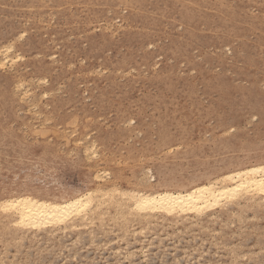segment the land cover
Listing matches in <instances>:
<instances>
[{
	"label": "rangeland",
	"instance_id": "obj_1",
	"mask_svg": "<svg viewBox=\"0 0 264 264\" xmlns=\"http://www.w3.org/2000/svg\"><path fill=\"white\" fill-rule=\"evenodd\" d=\"M254 1L0 0V48L12 44L14 58L0 70V188L53 183L78 193L103 170L120 189L143 190L145 168L162 179L181 165L189 178L215 160L264 161V3ZM183 4L203 16L192 36ZM168 75L172 96L157 84ZM186 111L196 112L190 121ZM162 125L169 140L151 156ZM189 151L198 154L179 157ZM237 214L174 233L147 226L144 260L141 234L104 221L93 236L11 244L1 264H227L233 251L236 264H264V205Z\"/></svg>",
	"mask_w": 264,
	"mask_h": 264
},
{
	"label": "bare ground",
	"instance_id": "obj_2",
	"mask_svg": "<svg viewBox=\"0 0 264 264\" xmlns=\"http://www.w3.org/2000/svg\"><path fill=\"white\" fill-rule=\"evenodd\" d=\"M244 1L251 4L255 3L254 0ZM260 3L263 4L264 0H261ZM179 13L181 23L185 25L192 36L195 32L196 22L199 23L200 18L203 17L201 11L194 4L188 8L183 4ZM148 19L151 20L152 18ZM10 45L1 46L0 48V70L14 60L13 47L12 44ZM174 53L178 57L186 54V49H175ZM176 80L168 75L157 79V84L169 88L171 90L170 96H172L175 92L174 84ZM217 84L214 83L212 87L215 91L221 88V85ZM261 110L264 113L263 107H261ZM195 113L186 111L185 116L190 121ZM168 118L166 117L165 120ZM225 124V117L219 115L216 120L218 131H225ZM158 128L160 138L151 150V156L155 153L164 152L163 145L169 140V137L165 136L167 128L163 125ZM213 130L215 129L213 128ZM44 142L35 144L38 149L35 155L38 157H43L41 149L48 147V144ZM86 147L83 148L87 152L95 149H91L93 146L91 148ZM82 150L84 151V149ZM91 151H89L88 156L91 155ZM84 153L86 155V152ZM189 154L197 155L198 151H189L179 157ZM98 155L94 156L97 158ZM168 158L170 157L164 153L163 159ZM218 162V160H215V164L208 170L195 171L189 178L185 176L181 165L175 166L173 170L175 176H167L162 179H157L151 169L147 170L145 168L147 172L142 175L144 179L142 178V182L139 180L144 185L140 186L144 188L143 190L120 189L111 178L107 179L105 177L106 174L102 173L103 170L101 172L96 171L97 173H94L91 178L90 187L86 191L78 193L60 190L53 183H48L46 187L34 185V187H25L22 190L16 184L8 188L4 186L0 188V264L5 257L2 253H6L7 247L11 244H19L23 239H27L30 244L36 245L41 241H45L47 244L58 243L63 235H77L81 231H88L93 236L96 234L95 228H98L97 223L102 226L104 221L107 223V227L113 229L115 233L116 231L124 233L123 235L131 233L133 237L141 234L144 239L139 240V242L142 244L141 253L144 260L148 258L150 246L153 245L149 242L151 239H145L146 235H143L147 226H158L163 231L174 233L183 229L203 226L207 222H222V217L226 215H233L234 217L238 212L244 211L245 208L264 205V192L261 191V185L264 184V171H262L264 170V161L252 162L249 159L238 158L233 159V162L226 166H218ZM23 163L25 164V162ZM106 172L108 174V171ZM107 177H109V174ZM100 181L103 184H97V186L96 183ZM29 185L33 186V184ZM12 201L19 202V208L5 210L6 206ZM138 203L146 204L143 211L137 209ZM236 216L240 215L237 214ZM239 220L241 221L240 217ZM136 227L141 228L137 229ZM214 232L217 231L214 230ZM72 243L74 242L72 241ZM125 245L127 244L125 243ZM120 249H114L115 254L119 253ZM131 250L126 253H134ZM206 253L208 252L206 251ZM239 256V253L233 251L230 253L229 258L224 261L227 264H236L239 261ZM129 257H131V254L128 255ZM214 259H216L214 256L209 257L212 262Z\"/></svg>",
	"mask_w": 264,
	"mask_h": 264
},
{
	"label": "snow or ice",
	"instance_id": "obj_3",
	"mask_svg": "<svg viewBox=\"0 0 264 264\" xmlns=\"http://www.w3.org/2000/svg\"><path fill=\"white\" fill-rule=\"evenodd\" d=\"M262 171H264V170H262ZM261 191L264 192V184L261 185ZM85 207H87V205H85ZM145 207H146V204H144V203H138L137 204L138 210L143 211L145 209ZM18 208H19V202L12 201L6 206L5 210H13V209H18Z\"/></svg>",
	"mask_w": 264,
	"mask_h": 264
}]
</instances>
